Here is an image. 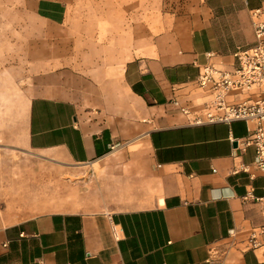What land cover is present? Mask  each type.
<instances>
[{
  "label": "crops",
  "instance_id": "crops-1",
  "mask_svg": "<svg viewBox=\"0 0 264 264\" xmlns=\"http://www.w3.org/2000/svg\"><path fill=\"white\" fill-rule=\"evenodd\" d=\"M243 6L241 38L225 40L217 23L178 29L183 40L165 30L120 71L96 73L89 68L101 62L79 34L90 17L102 27L91 31H106L108 10L78 0H0L2 143L91 170L86 211L28 205V158L27 183L15 191L0 179V264H264V246H247L263 223L260 204L242 199L264 195L254 148L244 145L258 124H195L181 110L199 112L208 99L197 85L207 54L218 63L253 45L251 11L260 8L264 21V0Z\"/></svg>",
  "mask_w": 264,
  "mask_h": 264
},
{
  "label": "rangeland",
  "instance_id": "rangeland-1",
  "mask_svg": "<svg viewBox=\"0 0 264 264\" xmlns=\"http://www.w3.org/2000/svg\"><path fill=\"white\" fill-rule=\"evenodd\" d=\"M78 3L83 9L108 10L111 14L106 17L110 24L105 27L106 31H91L102 27L94 26L91 22L94 18L90 17L86 18L90 20L89 26L79 34L89 51L95 52L91 55L101 62L89 68L96 73L120 71L127 57L146 53L156 39L166 35L165 30H176L183 40L185 34L177 32L178 29L211 28L217 23L225 40L231 35L241 38L246 34L241 17L245 11L244 0H78ZM121 19L123 29L128 25L127 30L111 31L116 28L112 25ZM114 59L119 63H111ZM2 142L0 139V179L8 188L11 185L16 191V186L27 183L28 158V205L41 202L43 211L87 210L83 205L87 206L84 202L89 198L87 184L91 170L88 166H67L52 160L51 155L29 150L26 155L23 150ZM115 158L112 156L106 161ZM104 162L94 164L95 173L101 171Z\"/></svg>",
  "mask_w": 264,
  "mask_h": 264
},
{
  "label": "built area",
  "instance_id": "built-area-1",
  "mask_svg": "<svg viewBox=\"0 0 264 264\" xmlns=\"http://www.w3.org/2000/svg\"><path fill=\"white\" fill-rule=\"evenodd\" d=\"M254 43L249 47H237L229 55L218 57V63L210 61L199 69L197 85L206 90L208 99L199 112L181 108L195 124L253 121L258 125L246 139L244 145H252L254 156L252 167L264 174V21L261 9L251 11ZM246 93L249 101L229 102V94ZM243 169V168H242ZM252 199L260 204L263 223L252 228L247 238V246L256 251L264 246V195L253 197L246 194L242 199Z\"/></svg>",
  "mask_w": 264,
  "mask_h": 264
},
{
  "label": "bare ground",
  "instance_id": "bare-ground-1",
  "mask_svg": "<svg viewBox=\"0 0 264 264\" xmlns=\"http://www.w3.org/2000/svg\"><path fill=\"white\" fill-rule=\"evenodd\" d=\"M155 203V201H153Z\"/></svg>",
  "mask_w": 264,
  "mask_h": 264
}]
</instances>
